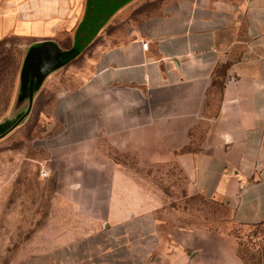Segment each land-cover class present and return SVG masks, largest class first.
I'll return each mask as SVG.
<instances>
[{"label": "crops", "instance_id": "crops-1", "mask_svg": "<svg viewBox=\"0 0 264 264\" xmlns=\"http://www.w3.org/2000/svg\"><path fill=\"white\" fill-rule=\"evenodd\" d=\"M74 1L88 24L83 42L102 32L75 99L54 111L80 107L56 136L63 240L11 264H246L220 232L185 229L201 239L193 249L163 248L148 169L173 163L188 193L225 203L239 224L264 225V0H91L93 23L86 0H52L68 10L18 30L35 37L30 46L50 37L64 47L56 24Z\"/></svg>", "mask_w": 264, "mask_h": 264}, {"label": "rangeland", "instance_id": "rangeland-1", "mask_svg": "<svg viewBox=\"0 0 264 264\" xmlns=\"http://www.w3.org/2000/svg\"><path fill=\"white\" fill-rule=\"evenodd\" d=\"M31 1L0 0V122L16 120L0 134V264H11L63 240L62 200L68 196L65 185H61L65 143L56 136L61 128L67 127L63 119L78 115L80 107L76 106L75 111L69 108L61 115L54 111L62 102L75 99L72 93L79 88V72L86 70L89 63L86 56L94 52L102 32L97 28L85 44L83 38L88 24L83 19L86 16L80 18V5L70 2L71 18L66 22L63 14L59 15L54 34L64 47L56 39L47 38L62 50L75 52L48 69L41 88L36 91L32 73L39 75L42 64L36 59L48 57L44 52L47 45L30 46L35 37L20 33L21 27L34 22L32 18L36 14L52 16L56 11L61 13L63 6L66 10L69 6L63 3L53 6L52 0H43L36 13ZM90 2L86 0L85 9L93 23L95 17L90 12L95 10ZM106 27L103 32L107 33L110 27ZM30 91H33L32 97ZM58 117L62 118L61 126L52 123ZM201 131L202 127L197 133L200 135ZM122 158L132 163L133 154ZM148 170H152L150 176L146 171L142 173L149 176L160 195L157 230L163 248L181 244L193 249L201 239L185 231H214L229 239L246 264H264V225L239 224L225 203L199 192L188 193L185 179L173 163L154 165ZM91 181L93 177L88 176L87 182ZM172 230L176 233L172 234ZM167 252L173 255L175 251L168 249Z\"/></svg>", "mask_w": 264, "mask_h": 264}, {"label": "water", "instance_id": "water-1", "mask_svg": "<svg viewBox=\"0 0 264 264\" xmlns=\"http://www.w3.org/2000/svg\"><path fill=\"white\" fill-rule=\"evenodd\" d=\"M46 45H47V51H44V52H45V55L48 53V57L46 59L38 57L36 59V62H39L42 64L41 71L39 72V75H38V72L34 73L33 71L32 73L33 74L32 81L36 82V87L39 84L38 82H40V80L46 75L45 72H47L48 69L64 61L66 58L70 57V55L75 52L74 50L73 52L68 53V51H64L60 49L58 46H56L55 44L51 42L46 43ZM36 78L38 79L36 80ZM29 94H30V97H32L33 91H30Z\"/></svg>", "mask_w": 264, "mask_h": 264}, {"label": "trees", "instance_id": "trees-1", "mask_svg": "<svg viewBox=\"0 0 264 264\" xmlns=\"http://www.w3.org/2000/svg\"><path fill=\"white\" fill-rule=\"evenodd\" d=\"M16 122V120L14 119H8L5 120L3 122H0V134L4 133L5 131H7L9 128H11L14 123Z\"/></svg>", "mask_w": 264, "mask_h": 264}, {"label": "built area", "instance_id": "built-area-1", "mask_svg": "<svg viewBox=\"0 0 264 264\" xmlns=\"http://www.w3.org/2000/svg\"><path fill=\"white\" fill-rule=\"evenodd\" d=\"M147 45H148L147 41L142 42V48L146 49ZM43 173L46 174V170H44Z\"/></svg>", "mask_w": 264, "mask_h": 264}]
</instances>
